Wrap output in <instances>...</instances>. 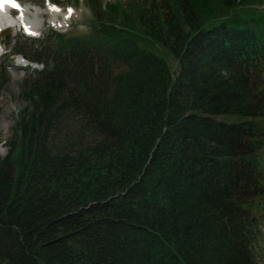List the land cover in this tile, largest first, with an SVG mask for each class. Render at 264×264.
<instances>
[{"label":"trees","instance_id":"obj_1","mask_svg":"<svg viewBox=\"0 0 264 264\" xmlns=\"http://www.w3.org/2000/svg\"><path fill=\"white\" fill-rule=\"evenodd\" d=\"M255 1L90 0L86 37L48 35L0 158V264H259Z\"/></svg>","mask_w":264,"mask_h":264},{"label":"rangeland","instance_id":"obj_2","mask_svg":"<svg viewBox=\"0 0 264 264\" xmlns=\"http://www.w3.org/2000/svg\"><path fill=\"white\" fill-rule=\"evenodd\" d=\"M22 6V17L25 19H38L39 20V31L48 32L51 28L61 30L63 32H69L71 34H84L89 31V24H92V19L96 13L90 0H18ZM97 12L104 14L105 4L109 3H120L125 10L129 11V5L132 0H97ZM143 0H135L142 4ZM152 2L153 0H149ZM142 2V3H141ZM253 5H242L237 4L235 12L238 14L248 13H260L259 10L264 9V0L255 1ZM56 4L59 11L51 9L50 5ZM91 5V6H90ZM27 7V8H26ZM252 7V10L249 9ZM72 9L69 15L68 9ZM27 9V11L25 10ZM258 10V11H256ZM25 11V12H24ZM229 11L222 9L219 11V16L227 14ZM129 14L131 12L129 11ZM8 16H18L17 12L8 11ZM15 18V17H13ZM17 19L19 20L20 17ZM217 19L215 22H219ZM20 27L12 25V29L7 33H0V53L5 51H13L16 47H25V50L29 51L31 48H36L38 43L33 41H22V32L18 30ZM164 51V49H162ZM167 50V49H166ZM167 53L160 52L169 64L173 67L178 64L174 56ZM3 58H0V66L4 65L7 69L5 70V76L0 81V158H4L10 149L8 141L15 137L17 131L16 125L20 113L27 107L28 100L25 98L24 91V80L29 77V74L24 71H16L12 69L10 64H5ZM2 68V67H1ZM29 88V87H28ZM262 159L264 160V148L262 149ZM260 210L258 214H261V221L264 223V201L259 199ZM257 210V209H256ZM255 210V211H256ZM260 222V223H261ZM256 254L258 257L259 264H264V239L261 241L257 240Z\"/></svg>","mask_w":264,"mask_h":264},{"label":"bare ground","instance_id":"obj_3","mask_svg":"<svg viewBox=\"0 0 264 264\" xmlns=\"http://www.w3.org/2000/svg\"><path fill=\"white\" fill-rule=\"evenodd\" d=\"M27 8V7H26ZM27 11V9H25ZM8 11H10L9 9V5L5 4L2 8H0V29H3L4 27L8 26V25H14L17 27H21V25H23V27H25V29L27 30L28 33L30 34H34L38 31L39 28V20L38 19H25L27 17H23V19L18 20L17 18H13L12 16H8L7 13ZM25 12V11H24Z\"/></svg>","mask_w":264,"mask_h":264},{"label":"snow or ice","instance_id":"obj_4","mask_svg":"<svg viewBox=\"0 0 264 264\" xmlns=\"http://www.w3.org/2000/svg\"><path fill=\"white\" fill-rule=\"evenodd\" d=\"M5 4H10L13 7H17L19 8V5L16 3V0H0V8H2ZM50 7H52L54 10L59 11L58 8L55 7V5H50ZM72 9H68V13L69 15L71 14ZM21 19H23V17L21 16Z\"/></svg>","mask_w":264,"mask_h":264}]
</instances>
